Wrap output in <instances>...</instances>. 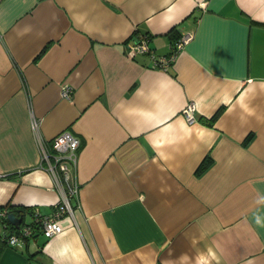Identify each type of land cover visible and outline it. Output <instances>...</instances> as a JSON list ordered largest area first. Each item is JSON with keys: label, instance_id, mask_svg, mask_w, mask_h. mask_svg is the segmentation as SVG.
<instances>
[{"label": "crops", "instance_id": "1", "mask_svg": "<svg viewBox=\"0 0 264 264\" xmlns=\"http://www.w3.org/2000/svg\"><path fill=\"white\" fill-rule=\"evenodd\" d=\"M175 31L167 69L128 54ZM66 129L72 211L14 244L0 222V264H264V0H0V206L57 210L42 152Z\"/></svg>", "mask_w": 264, "mask_h": 264}, {"label": "built area", "instance_id": "2", "mask_svg": "<svg viewBox=\"0 0 264 264\" xmlns=\"http://www.w3.org/2000/svg\"><path fill=\"white\" fill-rule=\"evenodd\" d=\"M204 4V2H202ZM192 32H185L180 35L178 40L171 46L170 52L164 56H155L149 47L148 34H139L131 42L128 43V54L135 56L138 53H149L152 58L153 67H161L167 69L174 61L177 53L181 50L184 44L192 38ZM72 88L68 83L61 86L60 95L64 98H71ZM195 103L189 101L182 108V115L187 123L192 124L197 121L195 115ZM32 130L36 133L38 129V121L35 118L31 120ZM37 134V133H36ZM79 138L70 130H62L56 134L51 140V150H44L42 152V159L46 161V169L52 174L55 180L65 182L66 190L62 195L59 207L51 214H41L37 209L34 211V218L32 223H25L21 225L19 232L10 233L7 237L8 244L16 243L20 238H32L36 234L35 226L45 238H50L53 235L62 231L60 223V216L72 211V206L69 199L76 196L79 184L75 180L74 171L76 169V150L79 146ZM0 215H6L5 211H0Z\"/></svg>", "mask_w": 264, "mask_h": 264}, {"label": "trees", "instance_id": "3", "mask_svg": "<svg viewBox=\"0 0 264 264\" xmlns=\"http://www.w3.org/2000/svg\"><path fill=\"white\" fill-rule=\"evenodd\" d=\"M180 33L179 32H177V31H175V33L174 34H171L170 35V38H171V40H172V45L178 40V38L180 37ZM218 113H219V109L216 111V112H214V114L212 115V117L210 118V120H213V119H215V117L218 115ZM210 163V159L209 158H204V160L200 163V165L198 166V168H197V170H196V173H200V172H202L207 166H208V164ZM11 210H16V211H18V215L19 216H21V221H20V225H19V227H16V226H14L11 222H10V220L6 217V215H4V216H2V215H0V222L3 224V226L5 227V228H7L9 231H10V233H14V232H16V233H18L19 232V229H20V227H21V225H23V224H25V223H32V221L31 222H25V221H23L24 219H23V216H24V214H25V212H29L31 215H32V217L34 218V213L29 209V208H25V207H14L12 204H6V205H4V206H0V211H5V213L7 214L9 211H11ZM36 228V234H34L33 236H37L38 235V231L39 230H37L38 229V227H37V224H36V226H35ZM9 233V234H10ZM9 234H7V236H5L4 238H3V240L4 241H7V237H8V235ZM27 238V237H26Z\"/></svg>", "mask_w": 264, "mask_h": 264}, {"label": "water", "instance_id": "4", "mask_svg": "<svg viewBox=\"0 0 264 264\" xmlns=\"http://www.w3.org/2000/svg\"><path fill=\"white\" fill-rule=\"evenodd\" d=\"M18 211L16 210H11L6 214V217L10 220V222L16 226L19 227L20 221H21V216H19Z\"/></svg>", "mask_w": 264, "mask_h": 264}, {"label": "rangeland", "instance_id": "5", "mask_svg": "<svg viewBox=\"0 0 264 264\" xmlns=\"http://www.w3.org/2000/svg\"><path fill=\"white\" fill-rule=\"evenodd\" d=\"M26 222H27V220H26ZM38 235H40V233H38ZM38 235H37V236H38ZM34 237H36V236H34Z\"/></svg>", "mask_w": 264, "mask_h": 264}]
</instances>
